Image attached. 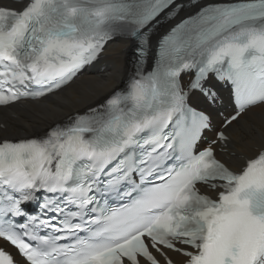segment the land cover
Returning <instances> with one entry per match:
<instances>
[{"label":"snow or ice","instance_id":"6c2138e0","mask_svg":"<svg viewBox=\"0 0 264 264\" xmlns=\"http://www.w3.org/2000/svg\"><path fill=\"white\" fill-rule=\"evenodd\" d=\"M117 39L135 44L124 88L0 137V241L22 264H264V142L238 167L217 155L264 105V0H0V106L62 89ZM213 79L235 107L208 139ZM0 264H18L3 246Z\"/></svg>","mask_w":264,"mask_h":264},{"label":"bare ground","instance_id":"6f19581e","mask_svg":"<svg viewBox=\"0 0 264 264\" xmlns=\"http://www.w3.org/2000/svg\"><path fill=\"white\" fill-rule=\"evenodd\" d=\"M133 49L130 41L112 44L106 57V65L111 66L103 72L86 73L56 93L53 99L34 102L24 112H16V118L6 120L9 134H30L44 130L52 123L82 110L111 92L128 74V60ZM264 105L250 110L240 125L231 130L230 150L236 155H229L234 163H240L242 156L250 155L261 142H264Z\"/></svg>","mask_w":264,"mask_h":264}]
</instances>
